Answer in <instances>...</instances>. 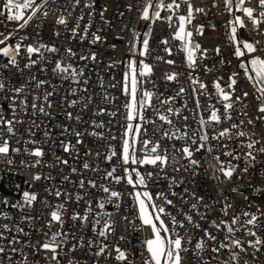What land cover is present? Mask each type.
<instances>
[{
	"label": "snow or ice",
	"instance_id": "6c2138e0",
	"mask_svg": "<svg viewBox=\"0 0 264 264\" xmlns=\"http://www.w3.org/2000/svg\"><path fill=\"white\" fill-rule=\"evenodd\" d=\"M127 7L129 11L136 7L140 20L151 24L157 21L166 22L169 28L173 29V39L181 42V51L185 53L189 69L188 79L193 87L188 90L181 86L176 96H182L188 92L192 97L196 110L194 122L198 121V126L193 128L188 122V116H181L180 109L173 106L176 97L160 99V105L164 106V111L161 112L152 103L153 92L144 90L138 96L139 85L142 83L140 78L150 76L153 69L144 60L130 59L128 71L124 73L122 82V91L128 100L124 105L125 123L122 125L123 131L120 134V151L118 153L113 149L110 154L103 157L110 164L113 163L114 158L118 157L124 175H118L117 168L113 166L104 172L103 181L109 183L115 181L117 184L126 181L133 189H147L148 181L152 180L154 175L158 176L159 173L165 172L169 166L174 172L183 171L195 177L199 175L198 169L202 167L201 160L196 158L198 153L204 155L207 167L213 169V175L217 180L222 177L224 180L231 181L234 174H240L242 179L246 178L250 169H256L258 156H264V141L254 139V133L248 136L242 130L245 122L243 120L233 122L231 112L236 104L241 105L240 115L248 116L250 111L247 104L250 93L242 91L240 95H236V85L243 74L244 79L251 85L252 95L257 101L256 119L264 120V46H262L264 39L243 38L239 30L247 31L251 26L253 33L264 38V27H261L264 25V0H223V7L230 17L228 27L232 55L237 62V71L232 72L226 82L223 76H215L217 71L215 63L212 67L206 64L200 67L202 60L208 59L206 56L208 50L192 39L193 32L188 28L196 14L207 15L204 8L194 6L191 0H137L136 5L128 4ZM212 7H218L216 0H213ZM95 10L96 0H0V16H6L7 20L16 22L19 30L26 28L30 22L37 19L43 22L51 16L54 26H62L63 31L70 33L69 39L79 38L83 43L91 37L93 45L103 39L98 34L99 30L90 31ZM108 11L106 5L99 11V17L105 23L108 22L105 16ZM119 15L123 16L124 13L120 12ZM173 20L176 21L175 25ZM133 32L135 34L129 41L130 51L133 56L147 57L151 51V29L143 34L136 32L135 29ZM197 34L203 35V25L197 28ZM14 35L12 32L8 34L0 32V57L5 58L4 62L0 63V93H3V99L8 101L11 113L10 116L0 113V159L7 164H12L13 160L9 157L13 153L24 154L26 159H21V164L26 165L30 170L41 169L40 172L33 174V180L53 183L45 186V192L52 197L51 200L48 197H41L35 191L23 192L22 200L16 203L6 199L0 200V205L5 208L10 206L21 213L19 221H13L8 212L0 210V217L5 221H13L11 224L0 225L2 229L0 241L4 242L0 244V264H4L5 260H13L12 254L21 256L20 261L14 264H29L24 249H31V255L34 257L31 264H80L77 251L84 249L87 252L93 249L96 241H99V244L91 253L96 259V264H100L101 259L117 261L120 264H134V258L138 253L143 258V264H194L198 260L201 264H210L212 260L221 261V254L225 250L228 251L229 257L228 260H223L222 264H241V260L242 264H249V259L241 257L242 253H248V249L253 250L250 258L255 264L264 249V210L259 207L256 213L246 210L242 213L245 219L241 220L234 213L229 216L228 210L232 204L225 200L218 212L216 205L221 203L219 197L225 195L222 192L210 202L206 201L204 196L190 192L188 188H184L180 195L170 191V196L176 197L178 201L186 205L181 207L178 214H173L168 209L177 208V204L169 198V195L162 193L154 195L147 190H136L131 195L136 201L137 219L141 227L137 229L136 221L128 220L126 215H122L120 219L127 221L132 230H149L148 238L140 241L143 245V253L140 249L132 247L131 242L128 241V229L122 230L119 236L121 241H125L124 245L107 243L108 237L116 231L117 220L105 210V205L112 203L119 212L122 193L113 190L104 182L97 183L95 179L85 178L87 171H100L86 159L93 155L101 156L99 150L95 152L92 149L85 150L84 158L77 151V146L84 144L83 138L86 135L96 140L106 138L105 122L97 119L85 121L82 111L66 110L75 109L78 103H81L82 110L88 109L92 96L86 97L87 102H82L75 98L76 90L70 87L63 97L64 114L68 121H75L76 124L56 125L59 128V139L56 138L54 131L48 129L43 132V141L36 138V130L40 128L37 119L40 116L48 118L53 116L51 109L53 98L56 96V85L52 83V79L68 81L70 85L79 84V78L84 77L83 68L86 65L80 68L73 66L71 58H75L77 53L70 46L64 49L65 54L70 58L65 60L59 56L60 46L51 41L44 42L42 39H37L35 43H25L28 40L26 34L20 37L18 42L10 43ZM53 35L59 38L61 30H55ZM160 43L166 46L164 50L171 56L172 49L167 47L168 40L163 39ZM214 51L217 56L221 54L219 47H216ZM46 53L55 54L57 58L53 62L52 57ZM18 57L25 60L23 68ZM79 59L95 61L96 55L95 53L85 54ZM156 59L162 60L163 57L157 56ZM38 61H43V64L39 65L40 72L51 73L49 79L32 74V69L38 66ZM53 63L54 66L49 67ZM165 63L174 65L175 61L168 59ZM220 63L224 61L221 60ZM112 66L114 65H109V67ZM198 68L203 73L212 74L211 88L196 74ZM25 70H28L26 73L28 80L19 84L13 83L12 75L25 74ZM179 75L180 73L168 72L165 74V80L175 81ZM84 83H87V79ZM41 89H43L42 92H40ZM33 90L40 94L33 96L29 101L25 93ZM84 91L87 92V89ZM209 96L215 99L208 100L207 103L202 102L201 97L207 99ZM103 99L109 100L110 97L106 95ZM183 107H188L187 102ZM150 109L156 116V120L145 115ZM106 112L105 108L100 107L93 115L99 117ZM32 113L36 114L35 118L32 117ZM21 114L28 117V120L20 118ZM181 119L184 121L183 124L178 122ZM157 121L160 122L159 126ZM81 124H87L88 127L81 128L79 126ZM247 124L252 125L253 120L249 118ZM17 126H24V133H19ZM18 136L27 137V139L22 141L21 147L14 148L11 141ZM107 139L116 140L117 137L109 132ZM233 140L236 141L234 145L231 143ZM166 141L176 143L165 144ZM45 143L57 144L68 158L56 154L54 150L46 149ZM137 144L142 146L140 151L143 155L137 156ZM49 155L53 159L45 160L44 158ZM221 157H226L227 160ZM70 160L72 166H70ZM181 161H184V164H181ZM145 165L152 166L153 171L141 173L139 168ZM45 168L49 171L44 172ZM65 168H68L71 175L64 173ZM52 169L62 174L59 177V184L55 183L57 177L51 174ZM74 176L78 178L73 179ZM253 176L264 184V177L261 174L253 171ZM177 183H183V181H177L175 177H172L169 188L171 189L172 185ZM68 184L78 186L79 190L75 192L69 190L66 187ZM249 186L261 190L259 185L252 181H249ZM93 189H99L107 195L103 198H95L90 191ZM231 191L236 192L238 189L232 188ZM81 202L84 204L82 211L75 208L69 211L72 204L79 205ZM25 209L28 211L26 212ZM33 211L42 214L41 218L45 219L46 230H37L40 239L33 242L28 238L24 242L20 237H29V234L25 232L22 224L37 218L32 215ZM211 213L223 215L217 220L210 215ZM224 217H227V220ZM202 221H210L208 227H204ZM66 222H71L67 228H65ZM77 225L80 230L92 231L94 237L89 239H85L83 235L77 237L72 231ZM237 226L243 228L250 239L243 241L234 238L239 230ZM255 229H262V231L258 234ZM197 230L200 235L193 243L192 239L185 234L195 235ZM225 230L226 235L219 238L217 232ZM13 232L16 235H10ZM71 240L77 242L71 243ZM22 243L24 248L18 247ZM204 252L210 254L207 261L202 260L201 257V253ZM145 253L146 256H144ZM41 255L42 261L39 259Z\"/></svg>",
	"mask_w": 264,
	"mask_h": 264
},
{
	"label": "built area",
	"instance_id": "2783aa9c",
	"mask_svg": "<svg viewBox=\"0 0 264 264\" xmlns=\"http://www.w3.org/2000/svg\"><path fill=\"white\" fill-rule=\"evenodd\" d=\"M192 4L197 7H202L207 12V15L201 13L196 14L195 19L193 20L191 25H188L189 30L193 32L192 39L194 41L199 42L203 48H206L208 51L206 56L208 59L202 60L200 67L203 65H208L212 67L213 63H215L217 71L215 73L216 77L223 76L225 78V82L227 81V77L234 71H237V62L235 57L232 55V47L231 41L229 39V15L227 11L223 7V0H216L218 7H212L213 0H191ZM137 0H96V10L93 12V23L90 31L99 30L98 34L102 36V41L96 44H91V37L84 40L83 43L80 42L79 38L69 39L70 33L65 32L62 29V26H54L52 24L53 17L49 16L47 20L41 22L39 19L30 22L29 25L23 30H19L16 22L9 21L6 19V16H0V32H4L8 34L9 32L14 33V37L10 40V43H16L19 41L20 37L24 35H28V40L25 43H35L37 39H42L44 42H53L60 46L59 56L63 57L65 60H69L65 54L64 49L67 47H72L74 51L77 53L75 58H71V62L73 66L76 68H80L81 66H85L84 77H80V83L69 84L68 81H64L61 79H52V83L56 85V96L53 98V108L51 109L53 116L51 118L40 116L37 119V123L40 124V128L36 130V138L41 141L44 140L43 132L48 129L52 130L56 134V138L59 139V128L56 127L58 124H73L75 125V121H68L64 114L65 104L63 97L68 92L69 88H74L76 90L75 98L82 102H87L86 97L92 96V101L89 105L88 109L82 110L81 103H78L75 109H66L69 111L81 112L83 115V119L85 121H89L92 119L103 120L105 122V136L104 140H96L94 137L85 136L84 144L82 146H77V151L80 153V156L84 158V151L87 149H92L93 152L99 150L101 152V156H89L86 157L90 164H93L96 168L100 169V171H87L85 173V178H92L97 181V183L104 182L112 188L113 190L119 191L122 193L120 203V211L117 212L112 203H106L105 210L112 214L113 218L117 220L116 231L112 235H110L107 239V243L110 245L121 244L124 245L125 241H121L119 236L124 229H128L127 231V239L131 242L132 247L140 249V252L143 253V245L140 241L148 238L149 230L144 229L142 231L132 230L127 221L120 219L122 215L128 216V220H135L136 227L139 229L141 227L138 217V208L136 206V201L133 193L136 190H147L152 194L162 193L165 195H169L170 191H175L178 195L182 194V190L184 188H188L190 192H195L198 195L204 196L206 201H213L218 193H224L225 195H221L220 204L216 205L217 211L221 208V205L225 200L232 204V207L228 210L229 216L233 213L240 217L241 220L245 218L242 216L244 211H250L256 213L257 208L264 210V184L260 183L259 179H255L253 176V171L259 173L264 177V156H258L257 159V167L255 170L250 169L249 173L246 174V178L242 179L240 174H234L233 179L231 181L224 180L222 177L220 180H217L213 175V169L208 168L205 163V157L202 154H197L196 158L201 160L202 167L198 169L199 175L193 177L187 172H174L172 167L169 166L165 172L159 173V175H154L153 179L148 181V188L143 189H133L130 185L126 183V181H121V183L117 184L115 181L109 183L108 181H103L104 172L106 170H110L111 167L115 166L117 168V174L123 176L124 173L120 167L118 157L114 158L113 163H109L103 157L107 154H110L111 150L115 149L118 153L121 147V139L120 134L123 131L122 125L125 123V109L124 105L128 100V97L122 91V82L124 73L128 71V62L130 59H135L137 61L144 60L146 63L152 66V74L148 77H141L142 83L139 85L138 96L144 90H148L153 92L152 103L154 106L158 107L161 112L164 111V106L160 105V99L163 98H171L176 97L173 106L177 107L181 111V116H188L189 123L193 128L198 126V121L194 122V117L196 116L195 104L193 103L192 97L186 92L182 96H176L179 88L182 86L185 89L190 90L192 85H190L188 75L189 69L187 68V63L185 60V53L181 51V42L173 39V29L169 28L166 22L157 21L154 24H151V41L150 47L151 51L147 57H140L138 55L133 56L130 51L129 41L132 39L133 29L136 32H142L143 20H140L137 8L134 7L132 11L128 10L127 5L133 4L136 5ZM107 6L109 11L105 13L107 23L102 21L99 17V11L103 6ZM210 9V11H209ZM120 12H123L124 15H119ZM163 15H167L163 13ZM176 21L173 20V24L175 25ZM203 25V35L197 34V28ZM214 26V27H213ZM264 27V25H261ZM61 30V36L59 38L53 35L55 30ZM244 33L247 37L252 40L264 39L257 36L253 33L251 26L248 27L247 31L243 29ZM163 39L168 40L167 47L172 49V55L169 56L165 52V45L161 44L160 41ZM113 45L115 47L113 48ZM264 46V45H262ZM219 47L221 49V54L217 56L214 49ZM95 53L96 60H80L79 57L81 55ZM46 55L52 57L53 62L57 58L55 54L46 53ZM163 57L162 60L156 59V57ZM5 58L0 57V63L4 62ZM20 60L21 68H23V64L25 60L22 57H18ZM172 59L175 61L174 65H169L165 63L166 60ZM223 60L224 63H220ZM43 61H38V66L32 69V74L37 76H42L45 79H49L51 77V73H42L39 71V65H42ZM112 64L114 66L109 67ZM54 66V63L49 67ZM28 70H25V74L15 73L12 75L11 79L13 83L19 84L28 80V75L26 74ZM168 72H176L180 73L178 79L175 81H166L165 74ZM196 74L199 75V78L204 80L209 84L211 88V73H203L198 68L196 70ZM7 75V74H5ZM87 79V83H84V80ZM101 82L103 86L101 87ZM87 89V92L84 90ZM214 91V89H212ZM43 89L40 90L42 92ZM242 91H248L250 93L247 98V104L250 109L248 112V116L240 115L241 105L236 104L235 109L232 110L231 114L233 116V122H239L243 120L245 124L242 126V130L248 136H251L253 133L254 139H260L264 141V120L256 119L258 113L256 111L257 101L252 95V87L248 82L244 79L243 74L238 79V83L236 85V95H240ZM28 96L29 101H31L32 97L40 94L39 92L33 90L32 92L25 93ZM109 96V100H104L105 96ZM71 98V97H70ZM215 97L209 96L207 99L201 97L202 102L207 103L208 100H214ZM187 102L188 107L185 108L183 105ZM103 107L107 110L106 114L103 116H94L93 114L100 108ZM222 107V106H221ZM10 105L7 100L3 99V93H0V113H3L5 116H10L11 113L9 111ZM33 118L36 117L35 113L31 114ZM145 115L151 117V119L156 120V116L152 114V110H148ZM20 118L28 120V117H25L21 114ZM251 118L253 120L252 125L247 124V120ZM183 124L184 121L181 119L178 121ZM160 122L157 121V126H159ZM81 128H87V124L79 125ZM19 133H24V126H17ZM111 133L117 137L116 140H109L107 136ZM157 135H159L157 133ZM27 137L18 136L16 139H12V146L21 147V143ZM176 143L175 141H166L165 144ZM233 145L236 144V141L233 140L231 142ZM110 145V147H109ZM45 148L54 150L56 154L64 156L68 158L59 146L55 143H45ZM141 145L137 144V156L143 155L140 151ZM9 159L13 160L12 164H7L4 160L0 159V200H8L12 203H16L22 200V194L25 191H35L38 192L41 197H48V199H52L51 196H48V193L45 192L46 184L53 183L52 181H34L33 174L36 172H40V168L29 169L26 165L20 163L21 159H26L24 154L17 155L13 153ZM45 160H51L53 157L51 155L46 156ZM221 159L227 160L226 157H221ZM235 163V161H234ZM181 164H184V161H181ZM70 166H72V161L70 160ZM243 166L241 162V167ZM133 167H137L133 165ZM139 170L141 173H145L147 171H153V167L149 165H145L140 167ZM44 172H48L49 169H43ZM239 173V169L237 170ZM64 173H69L68 168L64 169ZM51 174L57 177L55 183H60V175L56 169L51 170ZM167 176V178H165ZM175 177L177 181H183V183H177L172 185L171 189L169 188V184L171 183V178ZM78 176H74L73 179H77ZM249 181H252L254 184L259 185L261 190L254 189L249 186ZM66 187L75 192L78 191V186L73 184H68ZM236 188L238 191L232 192L231 189ZM92 195L95 198H103L107 194L101 192L99 189L90 190ZM247 197V199L245 198ZM169 198L173 199V201L177 204V208H169L168 210L173 212V214H178L181 207H186L182 202L178 201L176 197H172L169 195ZM156 203H161V201H156ZM249 205L251 207L249 208ZM38 207H41L38 205ZM75 208L78 211H82L84 208L83 202L79 205L72 204L69 208L71 211ZM0 210L6 211L13 218V221H19V217L21 213L16 209L9 207H4L0 205ZM27 212L28 209H25ZM33 216L37 218L23 223L22 226L25 227V232L29 234V237L21 236L20 239L24 242L30 238L33 242L37 239H40L39 233L37 230L45 229V219L41 218V213L33 211ZM46 215V214H45ZM213 218L219 220L222 217V213L210 214ZM227 220V217H224ZM13 221H5L2 217H0V225L3 223H12ZM69 223H65V228L69 226ZM204 227H208L210 221H202L201 222ZM239 228V226H237ZM2 230V229H0ZM55 230V229H54ZM258 234L262 229H255ZM73 232L76 233L77 237L83 235L85 239L93 238L94 233L88 229L80 230L79 225L72 229ZM213 231H216L213 229ZM6 235H9L6 233ZM10 235H16L15 232ZM186 237H190L192 242L195 243L197 238L200 235L199 230H197L195 235L191 233H186ZM219 238H223L226 235V230L224 232H217ZM234 238L241 239L243 241H247L250 239L245 233L243 228H239V230L235 233ZM103 239V238H101ZM76 240H71V243H76ZM4 242L0 241V244ZM99 241H96L93 249L88 250L87 252L84 249H79L77 251V256L80 259V264H96V259L92 256V251L95 250V247L98 246ZM18 247L24 248V244L22 243ZM131 251V248L129 249ZM253 250L248 249V253H242V259H249V264H254L253 260L250 258V254ZM24 254L28 256L29 264L34 259L31 255V249H24ZM13 260H5L4 264H14V262H19L21 256L19 254H12ZM221 261H210V264H222L223 260H228L229 253L225 250L222 254ZM146 256V253L144 254ZM210 254L208 252L201 253L202 260H209ZM39 259L42 261L43 256L41 255ZM100 264H120V262L101 259ZM134 264H143V258L138 253L134 258ZM194 264H201V261H195ZM242 264V260H241ZM255 264H264V249H262L259 257L256 259Z\"/></svg>",
	"mask_w": 264,
	"mask_h": 264
},
{
	"label": "rangeland",
	"instance_id": "374dc122",
	"mask_svg": "<svg viewBox=\"0 0 264 264\" xmlns=\"http://www.w3.org/2000/svg\"><path fill=\"white\" fill-rule=\"evenodd\" d=\"M230 18V17H229ZM150 26H151V23H149V28H148V31L150 29ZM239 34L243 37V38H248L247 35L244 33L243 29H240L239 30ZM144 191V190H143Z\"/></svg>",
	"mask_w": 264,
	"mask_h": 264
},
{
	"label": "water",
	"instance_id": "95a60500",
	"mask_svg": "<svg viewBox=\"0 0 264 264\" xmlns=\"http://www.w3.org/2000/svg\"><path fill=\"white\" fill-rule=\"evenodd\" d=\"M149 26V23L146 22L144 25H143V28H142V34L146 31V29L148 28Z\"/></svg>",
	"mask_w": 264,
	"mask_h": 264
},
{
	"label": "trees",
	"instance_id": "16d2710c",
	"mask_svg": "<svg viewBox=\"0 0 264 264\" xmlns=\"http://www.w3.org/2000/svg\"><path fill=\"white\" fill-rule=\"evenodd\" d=\"M146 21H143V24L145 23ZM149 23V22H148ZM149 28V27H148ZM148 28L146 29V31L145 32H148ZM144 32V33H145ZM140 34H142V32H140Z\"/></svg>",
	"mask_w": 264,
	"mask_h": 264
}]
</instances>
